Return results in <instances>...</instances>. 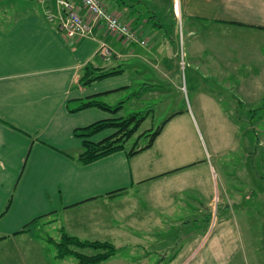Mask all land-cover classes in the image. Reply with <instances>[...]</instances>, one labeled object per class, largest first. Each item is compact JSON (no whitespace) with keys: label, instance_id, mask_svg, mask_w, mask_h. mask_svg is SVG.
<instances>
[{"label":"crops","instance_id":"0c3cea01","mask_svg":"<svg viewBox=\"0 0 264 264\" xmlns=\"http://www.w3.org/2000/svg\"><path fill=\"white\" fill-rule=\"evenodd\" d=\"M72 1L85 14L79 1ZM100 2L145 43L126 41L102 23L90 35L68 36L44 18L38 0H0V213L10 200L0 215V263L72 264L74 259L55 257L48 237L30 231L58 215L70 235L107 240L117 247L113 256L97 264H264L262 238L245 231L254 217L240 202L241 189L223 182L221 193L217 188L200 201L183 198L182 187L175 186L165 196L163 191L175 183L168 176L197 178L198 167L184 156L167 159L164 151L149 153L156 138L134 154L124 148L80 164L75 155L81 139L73 129L110 116L99 107L68 110L78 99L129 87L131 74L142 67L167 68L171 44L183 51L189 41L197 56H192L193 64L205 71L216 64L244 62L246 55L236 52L240 46L229 36L238 30L264 35V0ZM163 12L180 17V36L175 26L168 36L156 21ZM257 40L246 44L263 60L259 46L264 39ZM101 41L112 49L109 59L97 52ZM86 65L122 71L81 85ZM118 79V86L109 81ZM233 80L226 76L221 82ZM106 132L112 130L95 135L99 140ZM200 209L208 214L202 221ZM241 218L247 219L243 227Z\"/></svg>","mask_w":264,"mask_h":264},{"label":"rangeland","instance_id":"374dc122","mask_svg":"<svg viewBox=\"0 0 264 264\" xmlns=\"http://www.w3.org/2000/svg\"><path fill=\"white\" fill-rule=\"evenodd\" d=\"M160 16L156 21L167 29L168 36H173V26L178 36L182 34L180 17L174 19L167 12ZM229 37L236 47L240 46L236 52L246 55L244 62L238 61L222 67L216 64L205 71L193 64L191 58L197 56L196 52L190 50L189 41L183 51L171 44L170 53L166 56L169 66H163L165 71L160 65H147L144 71L142 67L137 73L131 74L132 83L129 87L96 98L110 105L122 102L119 111L106 110L110 117L126 116L134 112L146 114L137 131L123 143L125 149L145 144L147 139L143 136L137 138L138 135L143 131L154 130L170 118L149 153L164 151L163 155L167 159L184 156L194 160L198 176L195 178L194 175L192 179L190 176H168L175 183L163 191L164 195L170 194L176 186V190L182 187L179 195L181 193L183 198L193 196L202 201L208 194L216 192L217 188L221 193L223 182L230 189H241L244 196L240 202L254 217L250 220L252 223L246 225L245 231L256 233L257 237L262 238L264 246V59H258L254 54V46L249 48L246 44H258L257 39H264V35L256 36L238 30L233 31ZM243 43L246 49L241 46ZM259 48H262L264 55V45ZM202 71L210 76L207 77ZM226 76L235 82H221ZM153 77H157L156 80ZM109 81H114L117 84L115 86L121 84V79ZM260 138L262 144L258 145ZM91 139L98 140V136ZM207 216V212L200 209V221ZM60 220L58 215L50 217L38 222L30 231L42 237L58 239ZM244 221L247 219H240L241 227L245 225ZM49 247L54 249L53 243ZM80 251L88 252V249ZM66 257L74 259L73 256Z\"/></svg>","mask_w":264,"mask_h":264},{"label":"trees","instance_id":"16d2710c","mask_svg":"<svg viewBox=\"0 0 264 264\" xmlns=\"http://www.w3.org/2000/svg\"><path fill=\"white\" fill-rule=\"evenodd\" d=\"M121 71L122 69L120 68L100 71L99 67L86 65L81 71L79 82L81 85H89L96 79L119 74ZM96 96L98 94L78 99V104L75 107H69L68 110L74 112L88 107H99L109 112H117L122 106V102L110 105L96 98ZM145 117V113L134 112L126 116H112L99 119L85 126L74 128L72 134L81 139V151L75 155L76 161L80 164H86L112 152L124 149L123 143L132 137ZM168 119H165L154 130L141 132L137 138L143 136L147 139V142L142 146H131V148L127 149V154L131 155L150 147ZM105 129H113V131L99 140L91 139L92 136ZM9 204L10 200L7 201L0 215L6 212ZM28 225L29 223L24 225L17 233L23 232ZM48 240L54 245L55 257L65 258L66 256H73L75 261L72 264H97L110 258L117 251V247L110 241L80 239L74 235H70L62 227L59 230L58 239L49 236ZM81 249L92 251L83 252L80 251Z\"/></svg>","mask_w":264,"mask_h":264},{"label":"built area","instance_id":"2783aa9c","mask_svg":"<svg viewBox=\"0 0 264 264\" xmlns=\"http://www.w3.org/2000/svg\"><path fill=\"white\" fill-rule=\"evenodd\" d=\"M38 1L43 4L44 18L54 23L61 32L68 36L90 35L93 27L102 23L108 31L119 35L126 41L145 43L144 39H140L124 21L106 10L100 0H78L81 7L85 9V14L78 11L72 0ZM97 52L102 58L109 59L112 49L105 41H101Z\"/></svg>","mask_w":264,"mask_h":264}]
</instances>
